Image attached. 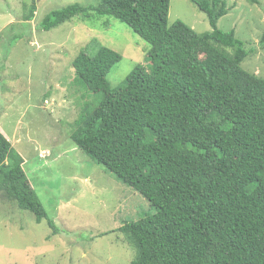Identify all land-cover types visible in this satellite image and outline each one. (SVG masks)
Listing matches in <instances>:
<instances>
[{
  "label": "trees",
  "instance_id": "trees-1",
  "mask_svg": "<svg viewBox=\"0 0 264 264\" xmlns=\"http://www.w3.org/2000/svg\"><path fill=\"white\" fill-rule=\"evenodd\" d=\"M191 1L210 31L169 24L171 0L75 2L45 16V30L77 17L115 18L151 44L150 69L137 64L117 87L108 74L120 52L80 51L75 80L97 104L82 105L71 138L158 208L118 228L136 250L132 264H264V78L243 68L247 52L235 30L218 27L227 2ZM24 163L0 130L2 198L59 234Z\"/></svg>",
  "mask_w": 264,
  "mask_h": 264
},
{
  "label": "rangeland",
  "instance_id": "rangeland-1",
  "mask_svg": "<svg viewBox=\"0 0 264 264\" xmlns=\"http://www.w3.org/2000/svg\"><path fill=\"white\" fill-rule=\"evenodd\" d=\"M98 1L0 0V129L63 229L52 234L46 220L37 222L33 212L0 194V264H132L136 250L118 228L158 212L71 138L82 105L97 104L95 94L75 80L73 61L82 49L94 55L107 45L122 54L108 74L114 87L124 85L137 64L150 69L151 44L118 19L77 17L42 28L53 10ZM225 1L229 12L218 27L235 30L247 52L243 68L264 78V0ZM177 19L199 33L211 30L207 14L191 0H171L169 24Z\"/></svg>",
  "mask_w": 264,
  "mask_h": 264
},
{
  "label": "crops",
  "instance_id": "crops-1",
  "mask_svg": "<svg viewBox=\"0 0 264 264\" xmlns=\"http://www.w3.org/2000/svg\"><path fill=\"white\" fill-rule=\"evenodd\" d=\"M1 130V129H0ZM2 131V130H1Z\"/></svg>",
  "mask_w": 264,
  "mask_h": 264
},
{
  "label": "bare ground",
  "instance_id": "bare-ground-1",
  "mask_svg": "<svg viewBox=\"0 0 264 264\" xmlns=\"http://www.w3.org/2000/svg\"><path fill=\"white\" fill-rule=\"evenodd\" d=\"M264 35V34H263Z\"/></svg>",
  "mask_w": 264,
  "mask_h": 264
}]
</instances>
